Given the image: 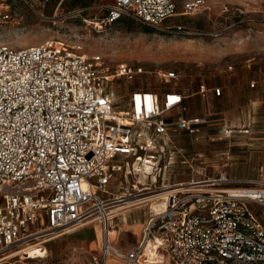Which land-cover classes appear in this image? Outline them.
Returning a JSON list of instances; mask_svg holds the SVG:
<instances>
[{
	"label": "built area",
	"instance_id": "built-area-1",
	"mask_svg": "<svg viewBox=\"0 0 264 264\" xmlns=\"http://www.w3.org/2000/svg\"><path fill=\"white\" fill-rule=\"evenodd\" d=\"M204 2L112 0L97 23L128 17L163 28L172 16ZM17 18L0 0V20ZM146 72L127 61L104 66L102 55H88L76 41L47 38L25 47L0 42V262L23 245H43L98 221L104 237L92 264H145L152 250L167 252L172 264H264V180L222 172L166 182L160 162L175 147L172 135L198 137L206 119L174 112L187 96L175 70L159 72L170 83L162 95L143 81L129 92L126 106H117L109 82ZM200 91L206 95V86ZM140 171L149 182L136 178L125 192L108 191L116 174L127 178ZM149 193L161 194L155 201L162 207L149 203L138 245L114 247L108 237L112 208ZM28 259L22 264H64Z\"/></svg>",
	"mask_w": 264,
	"mask_h": 264
},
{
	"label": "rangeland",
	"instance_id": "rangeland-1",
	"mask_svg": "<svg viewBox=\"0 0 264 264\" xmlns=\"http://www.w3.org/2000/svg\"><path fill=\"white\" fill-rule=\"evenodd\" d=\"M7 2L18 18L0 20V42L25 47L47 38H61L80 42L88 55H102L104 66L111 68L119 61L144 66L147 72L135 80L114 79L107 85L113 88L119 107L128 104L129 92L143 86V81L144 86L165 88L170 83L162 80L159 72H177L180 89L188 95L182 114L200 115L206 120L198 137L186 132L172 135L177 149L169 147L160 162L161 177L166 182L221 172L237 180H264V0H205L195 11L172 16L163 28L128 17L108 26L98 24L104 4L112 0H94L86 6L73 0ZM148 26L153 28L146 30ZM202 85L206 86V95L200 91ZM217 87L222 88L220 95L214 94ZM225 127H249V131L228 134ZM136 178L145 183L151 179L143 171L127 178L118 173L107 189L111 193L125 192ZM152 195L147 199L157 197ZM145 205L111 213L110 243L114 247L127 251L138 245L142 227L122 226L124 218L132 224H145L150 216ZM100 234L99 222L92 221L56 235L43 244L49 256L35 261L92 264V255L99 253L103 241ZM11 257L0 264L31 261L22 259V255ZM147 259L155 264H172L170 255L163 251L152 250L145 264H149Z\"/></svg>",
	"mask_w": 264,
	"mask_h": 264
},
{
	"label": "bare ground",
	"instance_id": "bare-ground-1",
	"mask_svg": "<svg viewBox=\"0 0 264 264\" xmlns=\"http://www.w3.org/2000/svg\"><path fill=\"white\" fill-rule=\"evenodd\" d=\"M160 195L161 194L156 193V194H153L152 196L153 197H155V196L158 197ZM148 196L149 195H146L145 196L146 197L145 199H143V197H141L140 198L141 200L136 201V202H133L132 199H128L127 201H123V202H120V203H116V205H114V206H117V208L116 209H113L112 212L114 210H117V209L120 210L122 208L130 207L132 205H136V207L137 206H141V205H145V203H147L148 205H149V203H151V205H152V200H156L157 197L154 198V199H147ZM158 206L159 207H162L161 203H154L152 205V207H156V208ZM112 219H113V215H110V224L112 222ZM90 222H88V223H90ZM111 228L112 227L109 228V233H108L109 240H110ZM70 230H72V229H68L64 233H66V232H68ZM99 237H101L103 239V237H104L103 232H102V234H100ZM106 237H107V234H106ZM110 242H111V240H110ZM152 243L153 242L150 243L149 248H150V246H151ZM49 253L50 252L48 251V249L45 246H43L42 244L39 243V244H36V245H28L26 247H22L14 255H22V257H21L22 259H28V258H42V259H44V258H47L49 256ZM27 254H29V255L27 256ZM14 255H11V256H14ZM147 261H148L147 263H149V264H155V261L153 259H147Z\"/></svg>",
	"mask_w": 264,
	"mask_h": 264
},
{
	"label": "crops",
	"instance_id": "crops-1",
	"mask_svg": "<svg viewBox=\"0 0 264 264\" xmlns=\"http://www.w3.org/2000/svg\"><path fill=\"white\" fill-rule=\"evenodd\" d=\"M155 89H157L159 92H160V94L162 95L163 94V92H164V90H165V88H157V87H154ZM188 96V95H187ZM187 96H185V99H184V101H183V104L181 105V108H179V109H177V110H175L174 112H179V114L180 115H182V116H184L183 114H182V111H183V109H185V102H186V98H187ZM174 141V140H173ZM174 145H175V147H174V149H177V145L174 143ZM190 166H192V164L190 165ZM222 173V172H221ZM227 173V172H226ZM228 175V174H227ZM210 176V175H209ZM145 206H147V205H141V206H137V208H142V207H145ZM137 208H134V209H137ZM133 209V210H134ZM132 211V210H131ZM124 220H125V222L123 223V228H125V229H128V228H130V229H139L140 227H142V230H143V227L145 226V224H142V223H138V222H136V223H134V224H132V223H129L128 221H127V218H124ZM140 222H142L141 220H140ZM142 230H141V234H142ZM111 231H112V229H111ZM141 234H140V237H141ZM140 239V238H139ZM110 240H112V238H111V234H110Z\"/></svg>",
	"mask_w": 264,
	"mask_h": 264
},
{
	"label": "trees",
	"instance_id": "trees-1",
	"mask_svg": "<svg viewBox=\"0 0 264 264\" xmlns=\"http://www.w3.org/2000/svg\"><path fill=\"white\" fill-rule=\"evenodd\" d=\"M73 1H75L76 3H78L82 6H86V5L90 4L91 2H93L94 0H73ZM151 28H153V27L148 26L146 30H150Z\"/></svg>",
	"mask_w": 264,
	"mask_h": 264
}]
</instances>
